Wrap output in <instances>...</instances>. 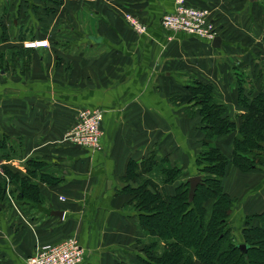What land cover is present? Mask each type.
I'll return each instance as SVG.
<instances>
[{"label": "crops", "instance_id": "0c3cea01", "mask_svg": "<svg viewBox=\"0 0 264 264\" xmlns=\"http://www.w3.org/2000/svg\"><path fill=\"white\" fill-rule=\"evenodd\" d=\"M186 4L209 10L220 47L161 27L175 0H58L41 9L36 34L51 46L0 43V264H27L38 247L70 236L84 251L82 264H140L138 212L127 209L123 193L137 187L127 179L128 164L155 155L187 178L199 174L194 161L205 136L201 117L186 114L187 82L210 85L240 127L238 76L243 95L264 92V0ZM129 11L145 34L126 26ZM82 109L103 113L98 150L76 149L66 139ZM236 134L212 144L230 162L221 185L234 201L228 227L239 243L245 219L264 210V164L248 172L232 165ZM25 180L38 200L23 194ZM159 186L172 196L177 184ZM213 205L203 202L206 220ZM252 225L259 226L257 218Z\"/></svg>", "mask_w": 264, "mask_h": 264}, {"label": "trees", "instance_id": "16d2710c", "mask_svg": "<svg viewBox=\"0 0 264 264\" xmlns=\"http://www.w3.org/2000/svg\"><path fill=\"white\" fill-rule=\"evenodd\" d=\"M261 48L264 52V36ZM242 84L240 79L237 103L245 113L239 116L242 122L237 130L226 115V105L218 101L210 85L194 81L185 88L191 104L186 114L201 117L205 136L203 148L194 161L202 184L197 187L191 203L187 179L179 182L172 196L159 186L181 180L185 174L180 167L171 166L155 155L140 163L128 164L127 179L137 187L124 190L129 197L125 206L135 205L140 228L152 237L151 246L144 251L148 254V260L142 261L144 264H264V210L256 217L245 219L241 242L236 243L228 227L234 201L224 194L221 185L230 162L212 145L216 138L236 131L232 165L240 172H248L264 164V92L254 97L249 92L250 96H245ZM51 181L57 182L56 179ZM23 182L28 190L23 194L38 200L35 186L28 180ZM4 195V187L0 185V204ZM208 199L213 200L214 205L210 219L206 220L203 202ZM253 218L258 219V227L252 225ZM239 244L247 246L246 255L238 249ZM155 251L160 254L150 258Z\"/></svg>", "mask_w": 264, "mask_h": 264}, {"label": "built area", "instance_id": "2783aa9c", "mask_svg": "<svg viewBox=\"0 0 264 264\" xmlns=\"http://www.w3.org/2000/svg\"><path fill=\"white\" fill-rule=\"evenodd\" d=\"M174 11L161 17L160 25L170 32H183L200 39L211 41L217 36L208 9L189 6L186 0H175ZM123 20L133 32L143 35L147 27L133 12H126ZM46 41L25 43V48L47 47ZM103 113L98 109H82L77 113L74 126L66 134L73 147L95 151L100 148ZM60 200L63 201L61 198ZM84 251L75 237H68L58 244H47L26 259L27 264H82Z\"/></svg>", "mask_w": 264, "mask_h": 264}, {"label": "flooded vegetation", "instance_id": "af4514ba", "mask_svg": "<svg viewBox=\"0 0 264 264\" xmlns=\"http://www.w3.org/2000/svg\"><path fill=\"white\" fill-rule=\"evenodd\" d=\"M57 2L58 0H0V43L13 40L25 48L27 42L46 41L36 38V34L41 31L38 28L41 9L45 4H50L53 9ZM46 42L47 46H51L50 42Z\"/></svg>", "mask_w": 264, "mask_h": 264}, {"label": "water", "instance_id": "95a60500", "mask_svg": "<svg viewBox=\"0 0 264 264\" xmlns=\"http://www.w3.org/2000/svg\"><path fill=\"white\" fill-rule=\"evenodd\" d=\"M86 39L94 42V43H99L100 42V38L99 37H94V36H88ZM220 43H221V39L220 37H215L213 40H212V46L213 47H220ZM100 131L102 130V125H100ZM76 149H80L79 146H76L75 147ZM187 183L189 185V189H188V199H189V202L191 203L195 193H196V190H197V187L202 184V178L201 176H193V177H189L187 178ZM56 216H62V213L61 212H54ZM238 249L240 250V252L243 254V255H246V252H247V246L244 245V244H239L238 245Z\"/></svg>", "mask_w": 264, "mask_h": 264}, {"label": "rangeland", "instance_id": "374dc122", "mask_svg": "<svg viewBox=\"0 0 264 264\" xmlns=\"http://www.w3.org/2000/svg\"><path fill=\"white\" fill-rule=\"evenodd\" d=\"M263 36H264V34L262 35V38H263ZM2 55H0V57H1ZM238 73V72H237ZM238 78L239 79H242V80H244L243 78H242V75L240 74V76H238ZM246 83V82H245ZM187 84H189V85H192L193 84V82L191 81V82H187ZM218 101H220L219 99H218ZM222 102V101H221ZM213 143V142H212ZM213 145V144H212ZM198 172H199V170H198ZM195 176H199V175H195ZM42 177L43 176H37V178L38 179H42ZM191 177H193V176H191ZM51 178H53V179H58V178H56V177H51ZM187 179V176H183V178H181V180H178L177 182H175L177 185H179L180 183L179 182H181V181H185ZM135 205L134 204H132V205H130V206H127V209H129L131 212H133L134 210L137 212V210L135 209V207H134ZM136 224H137V227L139 228V233H140V235H139V239H138V247L140 248V249H142L143 250V252L148 248L149 249V247L151 246V240H152V237H150V236H148V235H146L145 233H144V231H143V229L142 228H140V226H139V224H138V221L136 222ZM236 243H237V241H236ZM161 247V246H160ZM160 254V252L159 251H155L152 255H150V258L151 257H155V255L156 254ZM145 254V259H144V261L146 262L148 259H147V257H148V254H146V253H144ZM140 264H144L143 262H139Z\"/></svg>", "mask_w": 264, "mask_h": 264}]
</instances>
